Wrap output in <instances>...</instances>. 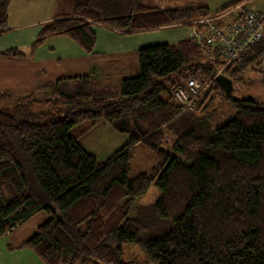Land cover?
<instances>
[{
  "label": "trees",
  "instance_id": "1",
  "mask_svg": "<svg viewBox=\"0 0 264 264\" xmlns=\"http://www.w3.org/2000/svg\"><path fill=\"white\" fill-rule=\"evenodd\" d=\"M66 1L70 13L43 26L33 52L50 36H67L92 53L94 25L133 35L191 29L216 14L205 4L164 9L146 0ZM10 4L0 0V36ZM1 54L24 57L17 49ZM263 54L261 41L222 74L243 82ZM136 57V75L121 78L118 90L79 76L43 86L52 98L0 92V102L14 104L13 112L0 107V238L44 212L47 219L22 246L43 264H125L124 244L141 246L153 264H264V104L232 99L235 118L213 129L199 114L222 91L216 80L194 110L174 102L187 79L205 84L215 76L204 46L188 38L139 49ZM37 107L49 110L33 112ZM87 121L105 122L130 140L100 162L70 135ZM138 146L155 165L131 175ZM152 185L158 200L139 205L129 219Z\"/></svg>",
  "mask_w": 264,
  "mask_h": 264
},
{
  "label": "crops",
  "instance_id": "2",
  "mask_svg": "<svg viewBox=\"0 0 264 264\" xmlns=\"http://www.w3.org/2000/svg\"><path fill=\"white\" fill-rule=\"evenodd\" d=\"M237 1L239 0H202L199 5L205 4L212 13H218ZM246 3L264 8V0H247ZM70 10L71 4L66 0H11L9 26L0 36V92H9L12 98L35 97L36 93L52 98L50 93L42 91L43 86L61 78L79 76H90L100 85V77L102 80L109 78L113 68L119 70L120 75L123 71L126 74L136 72V51L139 48L154 43L174 44L189 38L190 29L182 26L162 28L159 34L162 39L153 42L144 34L128 35L94 25L92 30L97 41L92 53L85 52L67 36H50L33 52L32 46L43 26L58 16L69 14ZM11 49H17L24 57L12 58L1 54ZM48 65H65L69 73L60 77L52 75L47 70ZM128 65L131 71L128 70ZM20 226L0 238V264H43L30 249L22 248L33 233L26 234V231L19 230Z\"/></svg>",
  "mask_w": 264,
  "mask_h": 264
},
{
  "label": "rangeland",
  "instance_id": "3",
  "mask_svg": "<svg viewBox=\"0 0 264 264\" xmlns=\"http://www.w3.org/2000/svg\"><path fill=\"white\" fill-rule=\"evenodd\" d=\"M200 1L202 0H149L147 3L152 6H160L164 9H180L196 7L199 5ZM212 7L215 8L214 5H212ZM161 30L162 29L139 34H144L149 40L157 42L159 39H162V37H159ZM155 45L161 44H148L139 49ZM109 65L112 69L110 63ZM126 68L127 67H125V69ZM114 69L115 68L112 69L113 71L109 78L102 80L100 77L99 81L102 87L110 86L114 90H118L120 88L119 82L121 78L130 77V75L134 76L137 73L136 71L133 74H126L127 72L123 71L120 75L118 74L119 70ZM47 70H49L52 75H59V77L69 73L68 68L65 65L61 67L48 65ZM128 70L131 71L129 65ZM243 77V82L234 83L233 97L240 99H252L264 104V56L260 61L254 64L252 68L248 69L243 74ZM49 78H51L50 75ZM35 97L38 99H43L45 98V94L36 93ZM213 99L214 101L209 103L210 105L208 109L199 115L204 117L210 123L213 129H216L228 121L234 119L236 115V109L232 103V98H230L229 94L225 91H218L213 95ZM3 106L9 108L10 111L13 112L14 104L10 101V99L0 102V107ZM48 110L49 109L47 107H37L33 109V112H48ZM70 135L72 137L78 138L83 148L90 154L94 155L100 162H105L115 152L123 148L130 140L129 135L117 132L111 125L102 121L96 124L90 121L81 123L70 130ZM154 165L155 160L151 153L144 146H138L134 150V156L131 163V175L149 172ZM160 195V190L156 186L152 185L145 196L136 200L130 212L129 219H134L136 217L137 208L139 205L153 204L158 200ZM47 217L48 215L46 213L39 212L33 215L27 221L21 223L19 230L26 231V234L28 235H31V233L34 235V233L37 231V228L47 219ZM123 250V261L125 264H153L149 261L145 250L139 245L124 244Z\"/></svg>",
  "mask_w": 264,
  "mask_h": 264
},
{
  "label": "built area",
  "instance_id": "4",
  "mask_svg": "<svg viewBox=\"0 0 264 264\" xmlns=\"http://www.w3.org/2000/svg\"><path fill=\"white\" fill-rule=\"evenodd\" d=\"M188 37L204 46L216 74L205 84L197 78H189L175 90L174 102L182 111L194 110L218 75L239 60L249 47L264 41V8L245 2L228 11L195 20Z\"/></svg>",
  "mask_w": 264,
  "mask_h": 264
},
{
  "label": "water",
  "instance_id": "5",
  "mask_svg": "<svg viewBox=\"0 0 264 264\" xmlns=\"http://www.w3.org/2000/svg\"><path fill=\"white\" fill-rule=\"evenodd\" d=\"M216 82L219 84L220 88L222 89V91H225L226 93L229 94L230 98L232 99H237L235 97H233V81L231 79H229L228 77H226L223 74H220L216 77Z\"/></svg>",
  "mask_w": 264,
  "mask_h": 264
}]
</instances>
